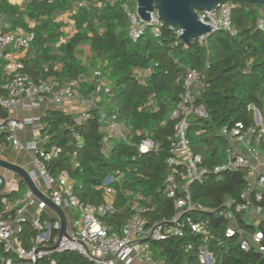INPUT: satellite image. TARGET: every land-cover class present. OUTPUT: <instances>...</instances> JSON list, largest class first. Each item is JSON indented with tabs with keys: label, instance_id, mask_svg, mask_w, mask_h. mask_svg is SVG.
Wrapping results in <instances>:
<instances>
[{
	"label": "trees",
	"instance_id": "16d2710c",
	"mask_svg": "<svg viewBox=\"0 0 264 264\" xmlns=\"http://www.w3.org/2000/svg\"><path fill=\"white\" fill-rule=\"evenodd\" d=\"M240 3L241 7L232 16L237 34L215 31L207 43L194 39L188 46L181 41L174 44L179 39L178 27L171 28L166 22L159 39L148 31L133 41L128 35L129 20L125 10V5L131 9L130 0H25L22 5L0 0V16L8 30L23 27L35 33L30 52L24 59L33 80L54 77L64 82L89 75L100 63V68L110 75L111 93L104 102L108 110L119 114L121 122L129 129V142L117 141L109 152L104 150L99 109L91 110L90 118L83 124H77L75 117L62 109H48L41 116V123L42 133L49 135L46 147L62 148V154L48 164L50 174L67 170L74 180V193L82 202L101 203L104 200L101 185L106 176L112 170L127 172L119 188L117 214L109 219L116 228L133 214L127 206L129 198L121 189L152 196L155 209L149 216L153 221L175 213L173 200L159 190L169 171L167 159L171 155L170 142L177 122L170 117V111L183 91L178 77L185 75L188 69H200L206 74L203 85L195 92L196 107L203 106L207 115L193 113L188 130L192 148L202 154L205 164L224 162L225 152L231 145L230 139L221 133L224 126L237 122L254 125L255 109L260 111L264 122V26L259 27V20L264 19V4ZM68 12L75 32L65 38L67 21L61 20L60 15ZM86 45L90 51L87 63L77 56L79 47ZM149 66L153 71L141 82L135 70ZM4 78L0 60V84ZM94 87L93 82H87L82 89L89 93ZM146 129L153 132L161 147L158 152L139 154L137 143L141 136L138 132ZM74 132L82 137L80 147ZM5 142V135H0V144ZM74 153H77L76 159ZM244 174L243 170L228 172L220 181L210 177L203 184L194 183L191 186L193 198L217 208L224 199L238 196L246 188ZM15 195L6 194L10 200ZM3 210L0 202V213ZM205 216L211 221L210 247L216 264H264V252L245 251L237 237H225L227 222L217 213L206 212ZM44 219L52 220V216L44 213ZM261 229L264 230V223ZM37 233L30 220L23 223L20 238L25 247H31V239ZM193 241L195 246L188 252L182 246L184 240L178 238L149 240V243L155 257L163 259L165 264H203L199 257L200 240L193 237ZM7 258H12L14 264H35L27 263L14 253H6L0 241V264H5ZM52 259L56 264H96L74 251L55 252L37 264H50Z\"/></svg>",
	"mask_w": 264,
	"mask_h": 264
},
{
	"label": "built area",
	"instance_id": "2783aa9c",
	"mask_svg": "<svg viewBox=\"0 0 264 264\" xmlns=\"http://www.w3.org/2000/svg\"><path fill=\"white\" fill-rule=\"evenodd\" d=\"M239 7L240 2L226 0L214 10L198 11V15L201 21L214 27L213 32L224 30L235 35L238 29L232 16ZM125 10L129 20L128 35L133 41H137L148 31L157 39L161 37V28L165 22L157 9L151 12L152 18L149 21L143 20L137 10L133 11L127 5ZM69 15V12L64 13L60 15V19L74 26ZM34 25L31 23V26ZM263 26L264 19L261 18L259 27ZM176 33L179 39L175 45L181 41L182 30L178 27ZM34 39V31L23 27L8 30L4 18L0 16V60L5 76L0 84V104L8 111V117H0V135H5L6 141L16 148L32 151V168L29 171L34 181L65 210L68 222L65 234L60 237L61 220L53 211L52 220H42V215L48 213L46 210L50 208L28 187L23 192V197L14 201L16 209L14 214L11 213L8 207L12 202L6 194L18 192L20 183L0 176V202L4 206L0 213V241L6 253H14L27 263L35 264L44 257L63 251L78 252L96 264H165L163 259L155 257L149 240L182 239V246L188 252L195 246V237L200 240L201 262L216 264V257L210 247L213 231L211 221L205 216L206 212L217 213L227 222L225 237H237L241 249L264 252V230L261 229L264 223V122L261 115L258 120V109L254 110V125L246 126L237 122L233 126L222 128L221 133L230 139L231 145L225 152L224 162L209 166L204 163L202 154L194 151L188 137L189 117L193 113L202 112L196 107L195 90L203 85L206 74L200 69L190 68L185 75L178 77V81L183 84V91L170 111V117L176 118L177 122L170 142L171 155L167 159L169 171L164 186L159 190L173 200L175 213L171 217L153 221L149 216L155 209L153 197L141 191L121 189L129 198L127 206L133 214L116 228L109 219L117 214L119 188L125 181L127 172L112 170L106 176L101 185L104 195L101 203L82 202L74 193V180L67 170H62L57 175L50 174L48 164L62 154V148L58 145L46 147L49 135L42 133V113L39 112L46 103L59 107L71 102L84 104L86 108L74 116L75 121L77 124L86 123L91 110L99 109L101 141L106 152L113 149L117 141L129 142V129L121 122L119 114L108 110L107 102H104V98L111 93L110 75L97 67L89 75L83 74L64 82L54 77L33 80L26 70L24 59L28 56ZM198 39L207 43L208 34ZM152 71V66L136 69L135 75L144 82ZM87 82L95 85L92 92L83 91V83ZM20 110L27 115L21 118L13 116L14 112ZM27 126L32 127L33 140L25 145L19 132ZM138 134L141 136L137 143L139 154L160 150L161 145L153 137L152 131L146 129ZM73 136L80 147L81 135L74 132ZM76 156L77 153H74L75 159ZM241 170L245 171L247 185L238 196L227 197L217 208H210L194 200L192 184H203L210 177L220 181L226 173ZM36 200L39 214L32 223L38 233L31 239V247L27 248L20 235L23 223L27 220L26 209L35 205ZM53 246L55 247L51 249ZM4 261L5 264H14L12 258ZM50 264H56L55 260H50Z\"/></svg>",
	"mask_w": 264,
	"mask_h": 264
},
{
	"label": "water",
	"instance_id": "95a60500",
	"mask_svg": "<svg viewBox=\"0 0 264 264\" xmlns=\"http://www.w3.org/2000/svg\"><path fill=\"white\" fill-rule=\"evenodd\" d=\"M136 10L140 17L149 21L152 16L151 12L157 9L161 19L170 27H179L182 30L180 39L185 45H191L194 39L200 38L204 34H208V38L214 33L213 26L199 19L198 11H211L216 9L222 2L226 0H135ZM250 4H264V0H238ZM199 110L207 115L203 106ZM260 111H257L258 120L260 119ZM0 117H8V111L0 104ZM0 166L9 169L21 176L26 186L32 190L35 196L44 202L57 217L61 220L62 228L60 237L63 236L67 229V215L65 210L57 205L51 197L44 193L34 181L31 172L24 166L0 158ZM53 246L51 249H53Z\"/></svg>",
	"mask_w": 264,
	"mask_h": 264
},
{
	"label": "crops",
	"instance_id": "0c3cea01",
	"mask_svg": "<svg viewBox=\"0 0 264 264\" xmlns=\"http://www.w3.org/2000/svg\"><path fill=\"white\" fill-rule=\"evenodd\" d=\"M11 3L13 4H17V5H22L25 3V0H9ZM69 24H71L70 22H68ZM74 28V27H73ZM75 30V29H74ZM74 33V31H73ZM72 33V34H73ZM89 48V46H88ZM90 53V51H89ZM147 78V77H146ZM145 78V79H146ZM62 109L63 111L72 114L73 116H76L80 111H82L83 109L86 108V106L84 104H79V103H68L67 105L63 106V107H59L56 106L53 103H46L42 106V108L39 110V112L42 113V115L48 110V109ZM27 115L26 112L24 111H17L13 113V116L21 118L23 116ZM19 136L21 141L26 145L28 142H31L33 140V136H32V127L31 126H27L24 130H20L19 132ZM43 142H40V144H42ZM31 157H32V151L27 150V149H22V148H16L15 146H13L11 143L9 142H5V143H1L0 144V158H4L6 160L18 163L22 166H24L25 168H27L28 170H30L32 168V162H31ZM0 176L3 178H7L8 180H14L20 183V190L18 192L14 191L11 193H15L16 195L10 200L12 203H10L8 209H10L11 213H15V207H14V201L17 198H22L23 197V192L26 189V184L23 181V179L21 178L20 175H18L17 173L3 168L0 166ZM23 182V185L22 183ZM38 208L37 206H28V208L26 209L25 215L27 217V220H30L31 222L36 219L38 217ZM50 216L52 210H46ZM54 216V215H53Z\"/></svg>",
	"mask_w": 264,
	"mask_h": 264
},
{
	"label": "rangeland",
	"instance_id": "374dc122",
	"mask_svg": "<svg viewBox=\"0 0 264 264\" xmlns=\"http://www.w3.org/2000/svg\"><path fill=\"white\" fill-rule=\"evenodd\" d=\"M130 3L132 4V5L130 6V7H131V10L135 11V10H136V6H137L136 1H135V0H130ZM134 3H135V6H134ZM73 27H74V26H73L72 24H69V23L67 22V24H66V26H65V32H66V36H65V38H69V37L72 35V33H73V31H74V28H73ZM77 56H78V58H79L81 61L87 63V62L89 61V57H90V53H89V48H88V46L86 45V46H81V47H79V49L77 50ZM101 66H102V63L98 64L97 67H101ZM92 68H93V67H92ZM200 114H203V113L200 112ZM37 203H38V201L36 200V201H35V205H33V206H37V205H36ZM51 215H53V212H51Z\"/></svg>",
	"mask_w": 264,
	"mask_h": 264
}]
</instances>
